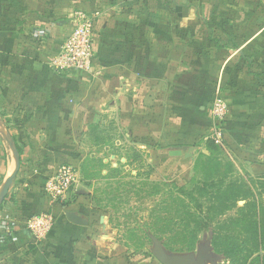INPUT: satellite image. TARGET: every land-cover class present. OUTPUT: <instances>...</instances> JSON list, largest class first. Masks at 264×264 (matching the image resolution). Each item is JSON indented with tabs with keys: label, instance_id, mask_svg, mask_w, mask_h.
I'll return each mask as SVG.
<instances>
[{
	"label": "crops",
	"instance_id": "obj_1",
	"mask_svg": "<svg viewBox=\"0 0 264 264\" xmlns=\"http://www.w3.org/2000/svg\"><path fill=\"white\" fill-rule=\"evenodd\" d=\"M82 9L103 12L89 74L103 84L91 89L49 67L71 29V13ZM259 9L264 0H0V190L14 169L15 149L20 159L0 203V264H159L135 262L99 240L102 231L82 202L62 206L45 194L47 178L66 163L81 181L90 126H113L139 148L159 144L147 153L182 180L194 171L193 145L221 90L231 110L225 152L239 166L234 170L264 178L263 72L252 67L250 38L241 29L258 23L250 15ZM232 12H241L239 19ZM168 132L173 140H166ZM66 212L88 225L69 223ZM45 213L55 223L36 241L26 222Z\"/></svg>",
	"mask_w": 264,
	"mask_h": 264
},
{
	"label": "rangeland",
	"instance_id": "obj_2",
	"mask_svg": "<svg viewBox=\"0 0 264 264\" xmlns=\"http://www.w3.org/2000/svg\"><path fill=\"white\" fill-rule=\"evenodd\" d=\"M80 11L88 14H97L94 30V44L97 54L96 39L98 40L103 30V23L100 21L103 12L101 9L97 12L84 9ZM76 12L71 14H75ZM232 13L235 15V18L239 19L238 14L241 12ZM135 14H137V11H132L131 17ZM250 20H255L258 23L254 26L241 28L246 36L250 38V42L245 49L248 48L249 55L252 56V67L261 70L264 79V11L262 12L261 9L251 11ZM95 57L97 58V55H95ZM89 74L72 71L63 73L67 80L79 79L82 83L89 86L90 89L94 84H103L101 79H93ZM217 96L226 103L228 108L227 115L221 126L223 141L220 145H217L210 139L212 136L211 131L215 126L210 117V107L207 112L210 124L207 126V122L205 130L200 134L193 145L198 147L195 156L199 153L197 156L198 162L203 163L205 161V167L211 170L218 169L216 164H219V171L221 172L226 170L229 172L231 168L232 174L226 182H248L250 179L247 178L244 169L237 168L234 170V166L237 164L232 163L234 159L230 158L225 152V147H227V145H225V127L228 119L231 118V110L230 104L228 100L223 97L221 90L217 92ZM166 136L167 141L173 140L170 132H168ZM97 138L102 139L104 142L97 145ZM173 142L175 143V140ZM139 145L140 142L138 140L132 137L125 138L113 126H109L102 131L90 130L83 138V160L79 164L78 169L86 158L93 160L88 164L89 166L87 168L88 173H91V177L89 179H84L81 175V181L78 179L76 185L72 188L71 192H69L67 199L57 204H69L71 202L75 203V201L82 202L84 207L90 211L91 218H89L92 220V225L98 229L97 232L102 231L100 235H97V237L101 238H98L99 240L109 242L110 246L114 247L116 252L121 254L125 253V256L135 262H141V260L155 261L153 256L155 247L154 240L165 250L162 241L152 237V239H150L151 242H149L142 234L146 233V236L152 234V230H148L147 227L153 222V217H151V215H158V203L163 196H144L147 189L145 193L143 192L139 195H135V192L140 189L141 183L145 180L144 174L146 175L149 171L148 178L150 181L174 183L186 189H191L193 185L201 179V174L199 170L190 171L188 176L186 175L180 180V177L172 174L173 168L166 164L167 161L161 162L159 161L160 156L147 153L149 149H158L159 144L148 143V146H145L146 148H139ZM99 162L113 169H117L118 172L113 174L109 173L108 167L100 166ZM148 163L151 164L150 167L152 166L151 171L145 167ZM61 167H71L76 170L72 163H66V165L60 166L58 169ZM181 182L184 184L181 185ZM73 190L76 191V193H72ZM260 198L264 202V199L262 197ZM243 204L244 202L239 201L237 206L241 207ZM234 212L235 210H232L226 213L225 216H231ZM53 220L55 223V218H53ZM210 242L211 232H201L198 235L193 251L168 252V254L179 258H188L193 261H197L199 258L201 264H225L224 259L211 250L212 247L210 246ZM169 246L179 248L181 247V241L169 242Z\"/></svg>",
	"mask_w": 264,
	"mask_h": 264
},
{
	"label": "trees",
	"instance_id": "obj_3",
	"mask_svg": "<svg viewBox=\"0 0 264 264\" xmlns=\"http://www.w3.org/2000/svg\"><path fill=\"white\" fill-rule=\"evenodd\" d=\"M103 142L96 139L97 145ZM92 161L86 158L80 165L79 172L84 179L91 177L87 168ZM205 164V161L195 162L194 170L200 171L201 179L191 189L174 183L153 182L148 178L149 171L144 174L145 180L135 195L147 189L144 196L163 198L158 203V215H151L153 222L147 227L152 234L142 235L149 242L152 237L162 241L168 252H189L195 249L198 235L210 231L213 252L221 256L225 264H264V202L260 198L264 199V178L250 180L248 184L226 182L232 174L231 168L229 172H221L219 164H216L217 170ZM99 165L108 167L111 174L118 172L101 162ZM145 167L151 171L150 165ZM239 201L244 202L243 206H237ZM232 210H235L233 215L225 216ZM175 241H181V247L169 246V242Z\"/></svg>",
	"mask_w": 264,
	"mask_h": 264
},
{
	"label": "built area",
	"instance_id": "obj_4",
	"mask_svg": "<svg viewBox=\"0 0 264 264\" xmlns=\"http://www.w3.org/2000/svg\"><path fill=\"white\" fill-rule=\"evenodd\" d=\"M96 19L97 14H88L80 10L73 14L69 33L49 60V67L53 71L60 74L71 71L84 74L91 72L95 62L93 42ZM32 35L39 38L41 33L34 30ZM227 112L226 103L216 96L210 109V117L215 125L210 139L217 145L223 141L221 126ZM77 182L78 176L73 168L61 167L47 178L44 192L54 203H62ZM53 223V216L45 213L29 218L26 227L36 241H41L50 232Z\"/></svg>",
	"mask_w": 264,
	"mask_h": 264
},
{
	"label": "water",
	"instance_id": "obj_5",
	"mask_svg": "<svg viewBox=\"0 0 264 264\" xmlns=\"http://www.w3.org/2000/svg\"><path fill=\"white\" fill-rule=\"evenodd\" d=\"M180 155L179 152H172L170 156H178ZM14 161H15V166L11 174L8 176L6 179L5 183L3 184L1 190H0V203L3 202L5 197L8 194V191L10 187L12 186L13 180L15 179L18 171H19V165H20V159L17 153V150H14ZM65 217L67 221L71 224L78 225V226H87L88 222L85 218H82L81 216L73 213V212H66ZM154 251H153V256L155 260L159 264H201L200 259L198 258L197 261H193L188 258H179L175 256H171L167 254L162 247L159 245L157 241L154 240Z\"/></svg>",
	"mask_w": 264,
	"mask_h": 264
}]
</instances>
